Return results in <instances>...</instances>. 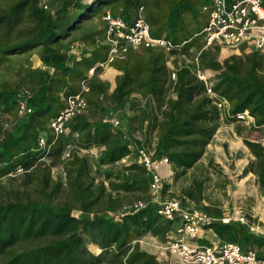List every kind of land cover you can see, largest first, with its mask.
<instances>
[{
    "label": "trees",
    "instance_id": "obj_1",
    "mask_svg": "<svg viewBox=\"0 0 264 264\" xmlns=\"http://www.w3.org/2000/svg\"><path fill=\"white\" fill-rule=\"evenodd\" d=\"M101 1L115 18L128 22L143 6L152 38L185 44L169 54L143 49L144 57L134 56L137 50H131L125 60L112 64L121 75L110 92L108 84L98 78L101 69L88 77L89 70L106 59L108 46L97 44L76 56L70 52L75 44L67 42L94 15L91 9ZM208 1L53 0L50 11L41 8L39 0H9L0 6V65L33 50L38 51L41 61L40 67L24 70L23 86L4 84L0 89V110L17 120L9 131L0 128V264H160L139 243L133 244L147 234L165 239L174 228L173 221L157 215V205L149 204L120 220L107 214L122 209L125 193L139 190L148 197L150 178L135 162L120 172L102 170L131 153L122 133L104 121L108 115L104 101L114 110L123 109L135 85L140 87L146 98L136 116L140 130L147 122L148 133L157 131V156L169 160L174 181L181 179L203 157L221 119L204 82L185 65L176 67L173 81L166 63L170 56L190 53L195 35L205 25L201 9ZM94 36V32L88 33L82 40L95 44ZM200 65L217 73L213 89L230 103L233 115L247 111L255 125L264 128V55L252 52L236 56L212 47L202 51ZM82 81L89 86V114L73 117L66 124L69 133L55 138L48 125L61 112L66 98L80 91ZM22 87L32 92V112L18 119L16 97ZM42 135L51 145L47 155L39 150ZM243 143L253 157L244 173H252L264 193V146L249 139ZM69 144L74 147L71 159L62 160ZM92 145L102 149L95 174L109 182L110 190L104 180L96 183L88 157L77 154L76 149ZM45 156L63 162L65 182L52 179V165L40 161ZM242 163L245 165L246 159ZM209 166H214L212 161ZM18 167L26 172L10 176ZM5 178L9 185L2 184ZM15 181L19 182L16 186ZM203 191V182L194 180L183 195L197 201ZM205 210L212 216L221 215L220 211ZM74 211L80 212L79 217ZM209 229L220 240L244 249L264 245L262 238L244 226L216 222ZM89 244L100 249L98 256L89 250Z\"/></svg>",
    "mask_w": 264,
    "mask_h": 264
},
{
    "label": "built area",
    "instance_id": "obj_2",
    "mask_svg": "<svg viewBox=\"0 0 264 264\" xmlns=\"http://www.w3.org/2000/svg\"><path fill=\"white\" fill-rule=\"evenodd\" d=\"M39 6L44 10H51L49 0H39ZM201 10L205 15L206 22L201 32L194 38L202 40L203 48L188 67L200 81L204 82L206 94L213 100L221 120L233 118L244 122L247 126L257 127L249 112L233 115L230 103L214 91L217 73L204 70L201 67L200 54L209 48L219 47L221 51L245 54L255 52L264 55L263 1L209 0ZM101 18L105 23L104 43L108 46V51L106 59L89 70V78L94 75L97 68L101 69V72L106 71L115 62L125 60L131 50L161 49L169 54L173 50H180L185 44L184 42L181 46H177L164 37L152 38L143 6L138 7L129 22L115 18L109 9L105 10ZM70 52L81 56V50L75 45L70 47ZM170 63L171 60H168L167 64ZM170 78L173 81L176 80V68L172 65L170 66ZM88 92L87 81H82L80 91L66 98L63 109L48 125L55 138L69 133L66 124L73 117L89 114V103L86 97ZM31 97L32 92L29 88L19 89L16 97L18 119L32 112L29 105ZM104 121L109 122L114 130L122 133V137L128 143L131 151L130 155L119 163H126L127 159L133 156L135 162L146 170L150 178L146 199L125 203L118 212H107L108 216L120 220L126 214L136 213L145 209L149 204H154L158 207L157 215L159 217L174 222V228L167 233L165 239L147 234L133 241V244L139 243L143 248L148 247L160 264H264V245L261 248L244 249L238 244L220 240L215 234V239L209 245H198L195 241L204 238L208 232H213L209 227L216 222L244 226L251 234L264 241V219L262 217L257 218L241 207L221 212L220 216H212L205 209L184 207L178 198L165 199L163 192L165 179L168 175L163 173V169L170 168L171 164L167 158L157 156V131L148 133L146 122L142 130L135 133L136 135H131L129 129L116 115L110 118L106 117ZM16 122L14 117L4 115L0 110L2 132L11 130ZM76 136L78 137L77 134ZM257 142L264 146V137ZM38 146L39 150L45 152L46 155L51 149V145L43 135L39 137ZM73 150L72 145H67L62 154V160L71 159ZM46 159H48L47 156L40 161ZM25 172L22 167H18L10 176H19ZM74 215L79 217L80 212L74 211Z\"/></svg>",
    "mask_w": 264,
    "mask_h": 264
},
{
    "label": "rangeland",
    "instance_id": "obj_3",
    "mask_svg": "<svg viewBox=\"0 0 264 264\" xmlns=\"http://www.w3.org/2000/svg\"><path fill=\"white\" fill-rule=\"evenodd\" d=\"M8 1L9 0H0V6H5ZM49 1H51L52 5L54 6L53 0ZM82 1L86 2L87 0ZM106 7L107 6L105 1L96 3L93 9H91L94 15L89 20L85 21L82 24L83 27L78 30L75 33L74 37L70 38L67 42H78L80 43V45H82V48L84 50L88 51L97 44L101 45V42H103V31L105 30V23L102 21L101 17ZM92 32L95 33V44L90 40H82V37L85 34ZM201 45L202 43L201 41H199V43H197V46L195 45L188 55L180 56L179 58L174 59L173 64L181 62L183 64L188 63V65H191L195 57V53L197 49L201 47ZM230 53L236 56H240L243 54L241 52ZM133 55L144 57L146 55V51L139 49L135 51ZM29 66L33 68L41 66V61L39 59L37 50H33L23 55L14 56L6 63L0 65V89L4 84H9L16 88L18 86H23L24 84L22 82V78L24 76V70ZM120 75L121 74L118 73L117 69L112 66L108 70L100 72L98 74V78L102 82L108 84L109 91L112 92L115 87L116 77ZM145 104L146 98L143 97L142 91L137 84L135 85V92L131 95L128 105L125 108L114 110L110 107L107 101H104V107L106 108V110H108V112H105L106 114H108L107 118L116 115L122 120L124 125L130 124V126H132L133 128L132 130H134L130 132L131 135H136L135 133L140 131L139 122L136 119V116L138 114L139 107L142 108ZM220 122H222L221 133L218 134V128L210 143L213 142V144L219 145L221 147L222 154H225L224 156H226L227 160H225V158H221L220 160V154L217 153L214 146L209 149L207 148L208 146L206 147L205 152L207 150V156H205L204 160L207 162L208 160L212 159L215 162V166L210 167L209 162L208 164L202 162L200 165L196 166L193 171H189L190 173L188 174V187L194 180H199L204 184V191L201 200L188 201V208H199L208 209L209 211L227 212L229 210H232L233 208L241 207L257 218L262 217V219H264V214H262V212L264 211V193L259 189L256 178L249 175L248 173H244V169L248 164L246 163L244 167L242 163V160L246 159V156L241 151L243 150L241 149L242 145H239L236 150L233 151L230 149V143H227V141H223V139H220L223 137L230 141L234 138L237 139L236 137H238L241 141H243L244 139H254L255 141H259L264 137V128L253 126L250 127L242 121H231V119L221 120ZM210 143L208 145H210ZM76 150L79 156L88 157L89 163L91 165L92 175L97 176L95 174V169L101 149L97 146L92 145L88 149ZM245 150H247V147ZM229 151H233V156L229 155ZM44 162L52 165L51 176L53 180L59 179L62 180V182H65L64 164L62 161H54L51 158H48ZM130 165V163H128L127 165L118 163L113 166L104 167L102 168V170H112L114 172H120L124 167ZM99 180L102 181L104 180V178L102 176H97L96 183ZM1 182L2 184H10L9 179L7 178L2 179ZM104 182L108 190H110L109 182L105 180ZM166 182L167 181H165V183ZM17 183L19 182L15 181L14 185L16 186ZM178 189L179 188L177 186L168 184L167 187L164 188L163 197H167V199H170L172 195L175 196V198L179 199L178 195L180 193L176 192V190ZM168 190H172L173 193L168 192ZM124 197L126 198L125 203H129L135 200L146 198L147 193L137 190L134 192L125 193ZM195 241L198 245H209L210 243L205 239ZM94 247L95 245H88L89 250L95 256H98L97 254H99L100 251L96 252L94 250ZM141 249L152 253V250H150L148 247L143 248L142 246Z\"/></svg>",
    "mask_w": 264,
    "mask_h": 264
},
{
    "label": "crops",
    "instance_id": "obj_4",
    "mask_svg": "<svg viewBox=\"0 0 264 264\" xmlns=\"http://www.w3.org/2000/svg\"><path fill=\"white\" fill-rule=\"evenodd\" d=\"M201 13H202V10H201ZM203 14V13H202ZM204 27V26H203ZM75 35V34H74ZM74 35L73 36H71V38L72 37H74ZM103 42H101V44H105L104 43V33H103V40H102ZM199 41H201V43H202V45H201V47H199L198 49H197V51H196V53H195V56L202 50V48H203V42H202V40L201 39H199V38H195L194 40H193V42H194V46L196 45L197 46V43H199ZM75 44V46L79 49V50H84L83 48H82V45H80V43H78V42H76V43H74ZM99 45V44H98ZM194 48V47H193ZM192 48V49H193ZM192 49L190 50V52L192 51ZM143 50V49H142ZM224 51H226V52H228V54H230V52L229 51H227V50H224ZM188 55V54H187ZM180 56H185V55H179V56H170V57H168V60H171V63L170 64H167V66H168V68L170 69V66L172 65V66H174L175 68L177 67V66H182V65H185V66H190V65H188V63L186 64H183V63H181V62H178L177 64H173V60L174 59H176V58H179ZM168 60H167V62H168ZM187 62H188V60H187ZM112 67V66H111ZM118 71V70H117ZM118 73L119 74H121V72L120 71H118ZM127 125V126H126ZM125 126L127 127V129H129V131L131 132V131H134V130H132L133 128H132V126H130V124H126ZM221 126H222V122H220V127H219V129H218V134L219 133H221ZM218 137H219V135H218ZM237 139H239L238 137H236ZM220 139H223V141H227V143H230V149H231V141L232 140H234V139H232V140H228V139H226V138H220ZM240 140V139H239ZM241 141V140H240ZM252 141H255L254 139H252ZM243 142V141H242ZM214 146V148L216 149V151H217V153H219L220 154V160H221V158H225V160H227L226 159V156H224L223 154H222V151H221V147L219 146V145H216V144H213V142H211L210 143V145H208V149L209 148H211V147H213ZM101 149V148H100ZM241 149H243V150H241L243 153H244V155L246 156V163L248 164L249 163V161L250 160H252L253 159V157H252V155L250 154V151H249V149L247 148V150H245L246 149V146L245 145H242V148ZM102 150V149H101ZM231 150H233V151H235L234 149H231ZM240 150V149H239ZM210 151V150H209ZM233 151H229V155L230 156H233ZM205 156H207V150H206V152L204 153V155H203V157L192 167V169H189L188 171H187V173L181 178V179H179L178 181H174L173 180V174H174V172H173V169H172V166H170V168L168 167V169H169V174H166L165 172H164V170H163V173L165 174V175H168V177H166V180L165 181H167L166 183H167V185L168 184H171L172 186H177L179 189L178 190H176V192H178V193H180L178 196H179V199L181 200V202H182V204H183V206L184 207H186V208H188V201H190V200H188V198L187 197H185L184 195H183V192L184 191H186V190H188V174L190 173L189 171H193L194 169H195V167L196 166H198V165H200L202 162H204L205 164L207 163L208 164V162L210 163L211 161L213 162V165L215 166V162L212 160V159H210V160H208L207 162L204 160V158H205ZM219 157V156H218ZM250 160H249V159ZM133 162H135V158L133 157V156H131L129 159H127V161H126V163H120V164H128V163H130V164H132ZM136 163V162H135ZM246 165V164H245ZM245 165H244V167H245ZM170 172H171V174H170ZM249 175H251V176H253L254 178H256L252 173L251 174H249ZM166 183H165V185H166ZM168 192H172V190H168ZM173 193V192H172ZM170 197V196H169ZM166 199H167V197H165ZM171 198H175V196H172L171 195ZM170 198V199H171ZM169 199V198H168ZM202 239H205V240H207L208 242H212L214 239H215V236H214V233L213 232H208L206 235H205V237L204 238H202ZM202 239H200V240H202ZM209 243V244H210ZM142 248V247H141Z\"/></svg>",
    "mask_w": 264,
    "mask_h": 264
},
{
    "label": "bare ground",
    "instance_id": "obj_5",
    "mask_svg": "<svg viewBox=\"0 0 264 264\" xmlns=\"http://www.w3.org/2000/svg\"><path fill=\"white\" fill-rule=\"evenodd\" d=\"M239 145H244V143H243L242 141H240L239 139H234V140L231 141V149L236 150V148H237ZM225 151H226V150H225ZM224 155H225V154H224ZM163 170H164V172H165L166 174H169V169H168V167L164 168ZM94 250H95L96 252H99V251H100V249L97 248L96 246L94 247ZM97 255H99V254H97Z\"/></svg>",
    "mask_w": 264,
    "mask_h": 264
}]
</instances>
